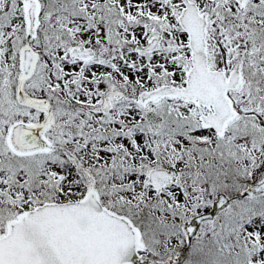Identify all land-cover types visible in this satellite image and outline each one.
Masks as SVG:
<instances>
[{
  "label": "snow or ice",
  "instance_id": "1",
  "mask_svg": "<svg viewBox=\"0 0 264 264\" xmlns=\"http://www.w3.org/2000/svg\"><path fill=\"white\" fill-rule=\"evenodd\" d=\"M0 264H264V0H0Z\"/></svg>",
  "mask_w": 264,
  "mask_h": 264
}]
</instances>
